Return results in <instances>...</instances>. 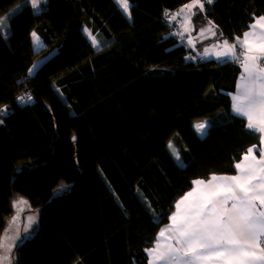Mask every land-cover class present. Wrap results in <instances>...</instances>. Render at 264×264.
<instances>
[{
	"label": "trees",
	"instance_id": "1",
	"mask_svg": "<svg viewBox=\"0 0 264 264\" xmlns=\"http://www.w3.org/2000/svg\"><path fill=\"white\" fill-rule=\"evenodd\" d=\"M191 1L129 0V18L115 0H0V238L15 199L38 219L12 264H147L193 182L233 174L260 144L230 112L241 63L188 59L171 34L164 14ZM260 16L264 0L204 4L229 43Z\"/></svg>",
	"mask_w": 264,
	"mask_h": 264
},
{
	"label": "snow or ice",
	"instance_id": "2",
	"mask_svg": "<svg viewBox=\"0 0 264 264\" xmlns=\"http://www.w3.org/2000/svg\"><path fill=\"white\" fill-rule=\"evenodd\" d=\"M31 2L36 8L39 0ZM116 2L130 18L129 0ZM205 3L211 4L213 0H192L171 19L175 20L185 9L192 12L198 7L202 12ZM185 21L191 24V16H186ZM213 27L201 29V35L210 32L215 36ZM32 36L39 43L35 32ZM89 37L92 46L97 47L95 37L91 33ZM237 46L241 49L239 53ZM220 47L222 51L216 54L218 60L243 57L244 74L237 85V93L232 96L231 107L233 113L247 120L249 130L261 134L259 139L264 144V63L260 62L264 61V16L256 18L250 31L245 32L243 38H237L236 43L229 44L225 40ZM205 128L204 123L196 125L198 132L203 133ZM254 147L236 163L237 175H213L207 181H194L202 187L193 188L176 203L171 223L160 230L155 247L145 250L153 257L149 264H264V151H260L257 159ZM169 148H172L171 144ZM20 204H27V201L18 200L13 207ZM28 219L31 221L32 217ZM161 238L174 240L175 244H162ZM6 239H0V251L5 253L0 256V264L5 261L12 264V249L17 246L15 240L6 244Z\"/></svg>",
	"mask_w": 264,
	"mask_h": 264
},
{
	"label": "crops",
	"instance_id": "3",
	"mask_svg": "<svg viewBox=\"0 0 264 264\" xmlns=\"http://www.w3.org/2000/svg\"><path fill=\"white\" fill-rule=\"evenodd\" d=\"M192 2V1H191ZM190 2V3H191ZM189 4V3H188ZM185 6V5H184ZM184 6H183V8H184ZM197 10H192V11H194L195 13L196 12H198L199 11V13H201V15H203V12L204 11H200L199 10V8L198 7H195ZM188 10V9H187ZM192 13H186L183 17H182V15H181V17L179 18V19H176L177 20V22H176V27H181V25H182V23H184L183 25L186 27V30H189L190 31V29H191V31H192V35H193V39H194V45H198V47H197V53L195 52V58H198V59H200L202 62L203 61H206V60H218L217 58H216V54L218 53V52H221V47L220 46H222L223 45V42L225 41V40H222V39H220L219 37H218V33H216V30H215V27H213L212 28V30L216 33V35L215 36H213L210 32H205L204 33V35H201V29H207L208 27H210V26H213L212 24L210 25L209 24V22L208 21H206L205 20V18H204V21H201V22H199V26H195L194 24H188L186 21H185V17L186 16H191V20L193 19V17H192ZM261 17V16H260ZM258 18V17H257ZM255 19L256 18H254V21H255ZM253 21V22H254ZM252 22V23H253ZM252 23H250L249 24V27H248V29L246 30V31H244V33L245 32H248V31H250V25L252 24ZM243 33V34H244ZM191 34V33H190ZM243 34H242V36L240 37V38H243ZM33 37V36H32ZM33 40H34V38H33ZM234 43H236V40H235V42ZM229 44H232V43H229ZM33 47L35 48V49H40V47H41V43L39 42V43H37V42H35L34 41V45H33ZM200 48H201V53L199 52V50H200ZM205 49H207L208 51H207V53L205 52ZM238 49H240L238 46H237V50ZM240 52V51H239ZM239 52H237V53H239ZM251 54H256V53H251ZM250 54V55H251ZM220 61H222V62H226V61H233V62H235V63H238V62H240L241 63V65H242V61H243V57L241 56V57H239V59H236V60H233V59H227V58H222V59H219ZM261 63H264V61H260ZM241 68H242V70H241V73H240V75H239V77L237 78V83H236V87H235V89H234V91L232 92V93H230L229 94V96H230V104H231V106H232V96L233 95H235L236 93H237V85L238 84H240L241 83V76H242V74H244L243 73V67L241 66ZM230 112L233 114V115H236L235 113H233V111H232V107H230ZM237 116V115H236ZM238 117H240V116H238ZM245 119V118H244ZM245 121H246V127H247V120L245 119ZM200 124V123H199ZM197 124H195L194 126H196ZM208 126V125H207ZM248 129V128H247ZM249 130V129H248ZM251 131V130H250ZM258 134V136H260L261 134H259V133H257ZM255 146V147H254ZM254 146H252V147H250V148H253L254 147V154L256 155V158L257 159H259L260 157H259V153H260V151H264V144H261V142H260V144H257V145H254ZM249 149V148H248ZM247 149V150H248ZM247 153V151L242 155V158L238 161V162H241L242 160H243V156L245 155ZM250 159H251V157H250ZM238 162H236V163H238ZM236 165V164H235ZM238 174V171L236 170V168H235V172L233 173V174H231V175H237ZM231 175H223V174H219V175H216V176H231ZM213 175H211V177H212ZM210 177V178H211ZM209 178V179H210ZM208 179V180H209ZM205 181V180H204ZM207 181V180H206ZM200 187H202V186H200V185H196V184H194V182H193V185H192V188L188 191V192H190V191H192L193 190V188H200ZM187 192V193H188ZM187 193H185V194H187ZM184 194V195H185ZM183 195V196H184ZM182 196V197H183ZM181 197V198H182ZM180 198V199H181ZM179 199V200H180ZM178 200V201H179ZM177 201V202H178ZM176 202V203H177ZM176 203H175V205H176ZM259 204V202L257 201V205ZM175 205H174V212L176 211V207H175ZM229 207H230V204H229ZM173 212V213H174ZM172 213V214H173ZM171 214V215H172ZM171 215H170V217H171ZM170 217H169V221H168V223L166 224V225H164L161 229H163V228H165L167 225H169L170 223H171V220H170ZM160 229V230H161ZM160 230H159V232H160ZM159 232L157 233V236H158V234H159ZM157 236H156V238H157ZM161 241H162V244H165V243H171V244H175V241L174 240H170V241H164L163 240V238H161ZM155 243H156V241H155ZM155 243H154V245L152 246V248H154L155 247ZM151 249V248H150ZM147 254H148V263L147 264H149V261L150 260H152L153 259V257L152 256H149V253L147 252Z\"/></svg>",
	"mask_w": 264,
	"mask_h": 264
},
{
	"label": "rangeland",
	"instance_id": "4",
	"mask_svg": "<svg viewBox=\"0 0 264 264\" xmlns=\"http://www.w3.org/2000/svg\"><path fill=\"white\" fill-rule=\"evenodd\" d=\"M181 8H183V7H181ZM120 9L122 10L121 7H120ZM179 10H177V12H175L174 14L178 13ZM192 10H197V9L196 8H193ZM188 12L189 11L187 9H185L184 13H181L180 15H178L176 17V19H179L181 17V15L183 17ZM189 13H195V12L192 11V12H189ZM124 14L126 16H128V14H126V13H124ZM192 17H193V19L191 20V24H194L195 26H199V22L204 21V17H203V15H201V13H199V11L196 12L194 15H192ZM176 19L175 20H171L172 24L175 23V25H176V22H177ZM183 24L184 23H182L181 27H178L177 28L179 35H181L182 37H187L185 35H187V34L190 35V33L192 35L191 29H190V31L189 30H186V27ZM83 32L86 33V30L83 29ZM171 34L174 37H176V39L178 38V34H175V32L172 31ZM86 37L88 38V40L90 41V43L92 45V40L89 37V33H86ZM232 44H234V42H232ZM94 48L95 49H98L99 48V45L97 47H94ZM193 48H194V51L197 53L198 50H197V48H195L194 44H193ZM240 50L241 49H238L237 52H239ZM221 51H222V49H221ZM199 52L201 53V48H200ZM202 123H204L207 126V122H202ZM195 131H196V133H197L198 136L203 137L206 134L207 127L205 128V130L203 131V133H201V132H198L196 130V126H195ZM18 200L27 201V200H25L23 198H21V199H15L13 201V204H14V202H16ZM13 204H12V206H13ZM28 217H32V220L29 221ZM14 218H15V222L13 223V219ZM37 220L38 219H37L36 213L33 212L30 209V205H29L28 202H27V204H20L16 208L13 207V216H12L11 219H8L6 221V226H5V229L3 230L2 234H1V238L0 239H5V237H7L8 239L5 240V243L6 244L7 243H12V241L15 240L16 245H18L19 244V241L21 239H26L27 237H29V236L32 235L33 229L36 226ZM25 229H27V231H25ZM17 235L19 236V239L18 240L15 239ZM14 249H15V247L12 249L11 259H12V255L14 256ZM4 254L5 253L3 251H0V256H2ZM5 264H8V262L5 261Z\"/></svg>",
	"mask_w": 264,
	"mask_h": 264
},
{
	"label": "built area",
	"instance_id": "5",
	"mask_svg": "<svg viewBox=\"0 0 264 264\" xmlns=\"http://www.w3.org/2000/svg\"><path fill=\"white\" fill-rule=\"evenodd\" d=\"M177 10H179V9H176V10H173V11H167L166 13L168 15L166 16V13H165L164 14V18L170 19L171 16L175 12H177ZM174 32H175V34H178V38H177L178 45L179 46H182L183 48L186 49V51H188V54H189L188 59H190L191 55L195 53L194 48H193V39H192V36L187 34V35H185L187 37H182L181 35H179L177 29H175ZM190 39L192 40V43L191 44H189V40ZM29 96L31 97V100L28 99ZM21 98H23V99H21ZM18 103L21 106H29V105H33L34 104V99H33V97L29 93H21V95H19V98H18Z\"/></svg>",
	"mask_w": 264,
	"mask_h": 264
},
{
	"label": "water",
	"instance_id": "6",
	"mask_svg": "<svg viewBox=\"0 0 264 264\" xmlns=\"http://www.w3.org/2000/svg\"><path fill=\"white\" fill-rule=\"evenodd\" d=\"M79 25H77L75 27L78 28ZM72 33V32H71ZM70 33V34H71ZM67 42H63L61 43L59 46L53 48L49 53H47L44 57L38 59L37 61H35L30 68L27 71V77L28 78H34L37 73L50 61L52 60L54 57H56L58 54H60V52H62L65 47H66ZM35 66V67H34ZM31 70V71H30Z\"/></svg>",
	"mask_w": 264,
	"mask_h": 264
}]
</instances>
